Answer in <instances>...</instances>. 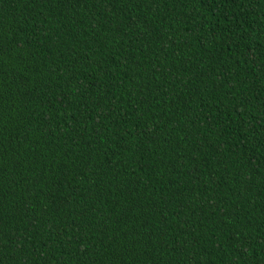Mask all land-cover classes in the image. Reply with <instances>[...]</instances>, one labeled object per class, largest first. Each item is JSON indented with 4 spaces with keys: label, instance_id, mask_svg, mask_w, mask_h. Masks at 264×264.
I'll return each mask as SVG.
<instances>
[{
    "label": "trees",
    "instance_id": "obj_1",
    "mask_svg": "<svg viewBox=\"0 0 264 264\" xmlns=\"http://www.w3.org/2000/svg\"><path fill=\"white\" fill-rule=\"evenodd\" d=\"M0 264H264V0H0Z\"/></svg>",
    "mask_w": 264,
    "mask_h": 264
}]
</instances>
